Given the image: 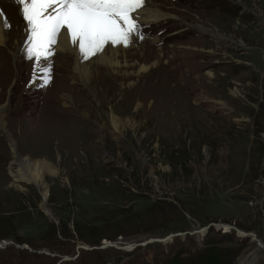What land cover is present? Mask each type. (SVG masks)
<instances>
[{"label": "rangeland", "instance_id": "obj_1", "mask_svg": "<svg viewBox=\"0 0 264 264\" xmlns=\"http://www.w3.org/2000/svg\"><path fill=\"white\" fill-rule=\"evenodd\" d=\"M146 1L170 17L139 28L125 75L96 63L95 91L65 53L0 50V264H200L208 245L240 264L264 244V0ZM19 157L52 165L45 188L13 178Z\"/></svg>", "mask_w": 264, "mask_h": 264}, {"label": "bare ground", "instance_id": "obj_2", "mask_svg": "<svg viewBox=\"0 0 264 264\" xmlns=\"http://www.w3.org/2000/svg\"><path fill=\"white\" fill-rule=\"evenodd\" d=\"M9 1H11V3H13V4H15L14 2H17V0H9ZM4 2H6V1H4ZM2 6L3 5H0V50L2 49L3 46H8L9 43L12 44L11 40L13 38H15V41H13L14 42L13 49L15 46H18L19 50L17 51V54H14V52H13L14 50H10V51L12 52V57H15V59H16L19 57V53L28 51L26 42L24 40L25 36H24V34H22L20 40L23 39V43L20 44L21 42L19 41V37H18V35H20V33L18 32L17 35L12 34L6 29L3 21L6 18V22H7L8 19H7L6 12L3 10ZM22 7H23V5L21 4L20 10L22 9ZM19 11L17 12V16L19 17V19L21 20V23H22L24 17L21 16V12H19ZM51 11H52L51 9L46 10V12H48V13H50ZM167 13L160 10L154 3L144 1V3L142 4V6L140 8L136 9L134 12L131 13V18L135 21L136 30L134 32L130 33L128 43L125 45L124 43L113 44L111 41L105 42L102 49L95 54L94 61L90 60V58H88V59L82 58V56L79 52V46H78L79 42L77 41L76 44L72 43L70 34L68 33L66 26L61 28L59 34L57 35L56 43L50 45L48 47V49L46 50V53L47 54L50 52L65 53L67 55L68 61H71L70 63L66 62L67 64L70 65V68H71L69 71L70 81L71 82L76 81V79H77L82 84H84L85 87L87 86L90 90L95 91L93 83H95V85L101 86L99 81L93 82L95 77H100L99 74H93V72H92V69L95 67V64L99 63V64L103 65L106 69H108L109 71H111L112 73H115L117 75H121V76L125 75L127 73L128 69L135 66L134 63H130L129 60H127V57H128L129 51H133L135 53L139 51V49L136 48L132 44L136 41V37H137L136 33L138 30H139L138 33H139V37H140V29L139 28H141L144 25H147L148 23H158L159 21L163 20V18L170 17V15ZM24 21L26 23V26L28 27L26 30V33H30V26L25 19H24ZM15 22H16V19H15ZM17 23L18 22H16L15 24H17ZM24 32H25V30H24ZM149 41H151L153 44L154 41H156V37L150 36ZM142 42L143 41L140 40V43H142ZM141 46H143V45H141ZM159 58H160V56L157 55L156 57H154L153 60H151L149 62L137 64V66H136L137 70L134 69V71L132 73H134V75L138 74L140 71H146L148 73L157 64V61L159 60ZM42 63H43V61L41 60L40 64H42ZM39 66H41V65H39ZM161 68H163V66ZM209 75H211V74L209 73ZM147 78H148V76H147ZM102 89H104V88H102ZM65 95L67 96V98L69 97L70 103H72L73 97L70 96L68 93ZM66 96L63 97V94H62L61 98H65ZM50 100H51V98L49 99V101H47V105H46L47 107L51 108L50 112L53 114H62L61 108L60 107L58 108V105H55L54 103H52L53 101H50ZM55 101H58V100H56V98H55ZM63 103H67V101L63 100ZM80 110L82 111V113H86V111H83L82 109H80ZM64 113L67 114L66 111H64ZM0 120L2 121V107H0ZM112 123L115 126V128H117V129H119L120 125L122 124L121 120L117 119L114 115H112ZM0 124H1V126H3L4 131L8 135L7 130H5L6 128L4 127V124L2 122H0ZM9 139L11 141L12 147L14 148V146H13L14 142L12 141L11 138H9ZM14 162L16 164L18 163L17 164L18 168L14 172L11 171V175H13V178H15L16 180H24L26 182H31L39 188H45V183L43 181L44 172H48L50 174L55 173V170L53 169L52 165L49 162L45 161L44 159L43 160H40V159L33 160V159H30L27 157H19ZM43 195H45V192L43 193ZM260 253H264V249L259 244H256L255 250L244 255L240 261V264L252 263L255 260V258L258 256V254H260Z\"/></svg>", "mask_w": 264, "mask_h": 264}, {"label": "snow or ice", "instance_id": "obj_3", "mask_svg": "<svg viewBox=\"0 0 264 264\" xmlns=\"http://www.w3.org/2000/svg\"><path fill=\"white\" fill-rule=\"evenodd\" d=\"M31 32L30 56L43 55L55 44L57 35L66 26L73 44L88 59L100 51L107 41L113 44L129 41L136 30L131 13L144 0H17ZM51 9L50 13L46 12ZM4 26L8 27L6 18ZM123 25V26H122ZM48 83V80H45Z\"/></svg>", "mask_w": 264, "mask_h": 264}, {"label": "trees", "instance_id": "obj_4", "mask_svg": "<svg viewBox=\"0 0 264 264\" xmlns=\"http://www.w3.org/2000/svg\"><path fill=\"white\" fill-rule=\"evenodd\" d=\"M113 236H116V234H114ZM215 246L216 245H208V246H206V247H209V248H207L208 251L205 252V253H202L199 256V260L201 262V263L199 262L200 264H222L220 261L224 257V252L222 250H220V251L219 250L218 251H212V249ZM219 258H221V259L219 260ZM165 264H167V263H165ZM170 264H187V263L183 259L179 258L177 254H174L170 258Z\"/></svg>", "mask_w": 264, "mask_h": 264}, {"label": "water", "instance_id": "obj_5", "mask_svg": "<svg viewBox=\"0 0 264 264\" xmlns=\"http://www.w3.org/2000/svg\"><path fill=\"white\" fill-rule=\"evenodd\" d=\"M201 228H204V227H201ZM257 244H259L264 249V244L263 243H260V242L258 243L257 242Z\"/></svg>", "mask_w": 264, "mask_h": 264}]
</instances>
